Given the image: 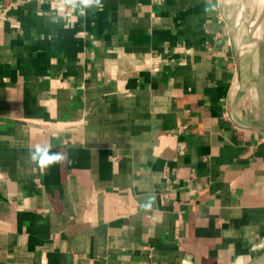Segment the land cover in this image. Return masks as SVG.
Instances as JSON below:
<instances>
[{
    "label": "crops",
    "instance_id": "0c3cea01",
    "mask_svg": "<svg viewBox=\"0 0 264 264\" xmlns=\"http://www.w3.org/2000/svg\"><path fill=\"white\" fill-rule=\"evenodd\" d=\"M253 2L0 0V264L264 252Z\"/></svg>",
    "mask_w": 264,
    "mask_h": 264
},
{
    "label": "clouds",
    "instance_id": "9594fccd",
    "mask_svg": "<svg viewBox=\"0 0 264 264\" xmlns=\"http://www.w3.org/2000/svg\"><path fill=\"white\" fill-rule=\"evenodd\" d=\"M76 0H62V3L67 4H75ZM79 3L82 5V14L83 9L89 7H96L98 9H102L103 5L101 0H79ZM50 145L41 146L37 145L34 151H30L29 158L32 162L36 163L41 170H46L51 166L56 164H62L64 162V156L61 153H51ZM145 208L151 207V202L148 204L143 205Z\"/></svg>",
    "mask_w": 264,
    "mask_h": 264
},
{
    "label": "water",
    "instance_id": "95a60500",
    "mask_svg": "<svg viewBox=\"0 0 264 264\" xmlns=\"http://www.w3.org/2000/svg\"><path fill=\"white\" fill-rule=\"evenodd\" d=\"M260 45V67H259V79H258V94L260 98V104L264 113V40L259 41ZM244 264H264V252L260 255L252 258Z\"/></svg>",
    "mask_w": 264,
    "mask_h": 264
},
{
    "label": "bare ground",
    "instance_id": "6f19581e",
    "mask_svg": "<svg viewBox=\"0 0 264 264\" xmlns=\"http://www.w3.org/2000/svg\"><path fill=\"white\" fill-rule=\"evenodd\" d=\"M263 1H264V0H260V2H261V6H262V11H263V6H264ZM259 5H260V4H259ZM261 6H260V7H261ZM260 7H259V8H260ZM258 10H259V9H258ZM262 11H260V13H261ZM255 13H256V12H255ZM259 15H261V14H259ZM260 17H261V16H260ZM260 17L257 16L256 19L254 20V22L252 21V22H253V23H252V24H253V29H252L253 32H252V33H253L254 35H256V37H258V38H260L261 35H262V30H261V27H260V23H261V22H260ZM252 24H251V25H252Z\"/></svg>",
    "mask_w": 264,
    "mask_h": 264
},
{
    "label": "rangeland",
    "instance_id": "374dc122",
    "mask_svg": "<svg viewBox=\"0 0 264 264\" xmlns=\"http://www.w3.org/2000/svg\"><path fill=\"white\" fill-rule=\"evenodd\" d=\"M260 4V5H259ZM263 4H264V1H263ZM261 6V2H260V0H254V2H253V7L257 10V12L254 14V17L252 18V20H250L251 22L252 21H254V19H256V17L257 16H262V15H264V6H263V11H262V6ZM260 7V8H259ZM259 9V10H258ZM260 11H262L261 13H260ZM259 14H261V15H259ZM261 18V17H260ZM252 29H253V26H252ZM253 31V30H252ZM264 35V34H263Z\"/></svg>",
    "mask_w": 264,
    "mask_h": 264
},
{
    "label": "built area",
    "instance_id": "2783aa9c",
    "mask_svg": "<svg viewBox=\"0 0 264 264\" xmlns=\"http://www.w3.org/2000/svg\"><path fill=\"white\" fill-rule=\"evenodd\" d=\"M76 2H79V0H76Z\"/></svg>",
    "mask_w": 264,
    "mask_h": 264
}]
</instances>
